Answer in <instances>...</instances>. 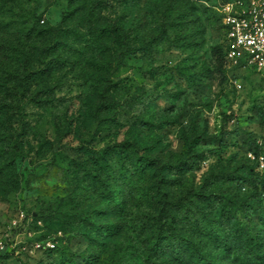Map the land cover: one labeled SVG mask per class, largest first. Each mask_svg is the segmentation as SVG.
<instances>
[{"label":"rangeland","instance_id":"1","mask_svg":"<svg viewBox=\"0 0 264 264\" xmlns=\"http://www.w3.org/2000/svg\"><path fill=\"white\" fill-rule=\"evenodd\" d=\"M222 2L0 0V264H264V75Z\"/></svg>","mask_w":264,"mask_h":264},{"label":"built area","instance_id":"2","mask_svg":"<svg viewBox=\"0 0 264 264\" xmlns=\"http://www.w3.org/2000/svg\"><path fill=\"white\" fill-rule=\"evenodd\" d=\"M219 11L226 62L264 75V0H223ZM6 249L0 239V253Z\"/></svg>","mask_w":264,"mask_h":264},{"label":"trees","instance_id":"3","mask_svg":"<svg viewBox=\"0 0 264 264\" xmlns=\"http://www.w3.org/2000/svg\"><path fill=\"white\" fill-rule=\"evenodd\" d=\"M92 4H94V3H92ZM95 6V5H94ZM89 8H91V10H92V8H93V5L91 6V7H89ZM39 33H42V30L40 31L39 30ZM223 56H224V47H223ZM252 237V235L251 234H249V241H250V238ZM197 252V251H196ZM200 253V252H199Z\"/></svg>","mask_w":264,"mask_h":264}]
</instances>
